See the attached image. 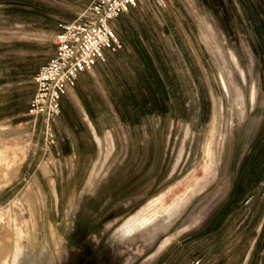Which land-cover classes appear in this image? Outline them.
Instances as JSON below:
<instances>
[{"label":"rangeland","instance_id":"rangeland-1","mask_svg":"<svg viewBox=\"0 0 264 264\" xmlns=\"http://www.w3.org/2000/svg\"><path fill=\"white\" fill-rule=\"evenodd\" d=\"M87 2L0 0V264L19 251V264H264V235L248 252L264 171L215 229L264 145V0L142 2L123 14L121 48L100 69L113 107L100 151L89 171L55 172L57 118L46 139L26 116L31 76L52 57L57 23ZM32 38L42 46L23 43Z\"/></svg>","mask_w":264,"mask_h":264},{"label":"built area","instance_id":"built-area-1","mask_svg":"<svg viewBox=\"0 0 264 264\" xmlns=\"http://www.w3.org/2000/svg\"><path fill=\"white\" fill-rule=\"evenodd\" d=\"M166 1L88 0L73 20L59 25L53 36L52 57L32 78L34 93L26 114L44 124L46 139L49 123L60 114V99L75 86L78 77L104 63L105 52L121 48L113 29L114 20L142 2L161 8Z\"/></svg>","mask_w":264,"mask_h":264},{"label":"crops","instance_id":"crops-1","mask_svg":"<svg viewBox=\"0 0 264 264\" xmlns=\"http://www.w3.org/2000/svg\"><path fill=\"white\" fill-rule=\"evenodd\" d=\"M122 15L114 20L113 25L118 24ZM66 22H69V20L57 23L56 32L58 31L59 25ZM31 34L34 37L39 36L40 38L45 36L42 32H34ZM116 37L119 40L117 35ZM31 41H35L36 45L42 46L43 44L41 40H35V38L25 40L23 43L29 44L32 43ZM111 53L105 52V62L95 65L88 72L82 73L78 77L75 86L68 90L60 99V114L54 121L51 132L55 145V156L62 158L58 159V169L56 165H53L55 172L89 171V167L96 160L100 149L97 146L95 137L100 141L101 137L99 133L103 130L98 127L100 125V118L106 117L107 110H113L111 97L108 91L101 86L102 75L100 73V69L108 63ZM40 59L42 60V58ZM47 61L45 59V62H39V66L36 68L34 75ZM34 75L31 76V79ZM93 95H96L100 100V105L96 104ZM80 165L87 166V168H76ZM62 166L66 168H62ZM239 227L241 228V223H239ZM263 235L264 216L256 226L254 237L248 249L249 253H252L256 247L259 248ZM262 253H264L263 249Z\"/></svg>","mask_w":264,"mask_h":264},{"label":"trees","instance_id":"trees-1","mask_svg":"<svg viewBox=\"0 0 264 264\" xmlns=\"http://www.w3.org/2000/svg\"><path fill=\"white\" fill-rule=\"evenodd\" d=\"M263 148H261V153L257 155V159L255 160V163L253 164V167L249 170L250 173V178L251 180H248L247 183L245 184V187L243 188V190L236 195L234 190L231 194L230 200L223 206L222 211L220 213L223 212V216L221 217L220 222L215 226V229H217L221 223V221H223V219L225 217H227L235 208L236 205H238V203L241 201V199L245 196V188H249L251 187L252 183L253 185L258 184L259 181L261 180L262 177V172L264 169V145L262 146ZM254 155V152H252L249 157L248 160H250ZM237 193V192H236ZM230 207L229 210H226L227 207ZM219 213V214H220Z\"/></svg>","mask_w":264,"mask_h":264},{"label":"bare ground","instance_id":"bare-ground-1","mask_svg":"<svg viewBox=\"0 0 264 264\" xmlns=\"http://www.w3.org/2000/svg\"><path fill=\"white\" fill-rule=\"evenodd\" d=\"M250 94H251V93H250ZM250 96H251V99H253V94H251ZM252 101H253V100H252ZM1 152H2V151H1ZM17 155H18V154H17ZM10 156H11V155H10ZM5 157H6V156H5ZM19 157H20V156H19ZM8 158H9V157H8ZM12 158H13V157H12ZM16 158H18V157H16ZM9 159H11V158H9ZM9 162H10V161H9ZM12 162H13V161H12ZM11 164H12V163H11ZM11 164H10V165H11ZM12 165H13V164H12ZM8 167H10V166H8ZM8 167H7V168H8ZM8 169H9V168H8ZM2 172H3V171H2ZM5 173H7V172H5ZM7 175H9V174L7 173ZM10 178L12 179V176H10ZM9 180H10V179H9ZM5 183H6V182L3 183V181H2V184H3V185H5ZM0 184H1V183H0ZM0 186H2V185H0ZM186 194H187V193H186ZM186 194H185V192H184L183 195H186ZM152 200H153V199H152ZM150 201H151V200H150ZM150 201H149V203H150ZM156 201H159V200H156ZM157 203H158V202H157ZM157 203H156V204H157ZM151 204H152V203H151ZM146 205H147V204H146ZM155 207H157V206H155ZM155 207H153V208H155ZM147 208H148V207H147ZM150 208H151V207H150ZM150 208H149V209H150ZM142 209H143V208H142ZM149 209H148V210H149ZM153 210H154V209H153ZM138 211H139V210H138ZM151 211H152V210H151ZM142 213H143V212H142ZM142 213H141V214H142ZM156 213H157V212H156ZM156 213H155V214H156ZM139 214H140V213H139ZM145 214H147V213H145ZM155 214H154V215H155ZM135 215H136V214H135ZM138 216H139V215H137V217H138ZM143 216H144V215H143ZM135 217H136V216H135ZM135 217L133 216V218H135ZM137 217H136V218H137ZM145 217H146V216H145ZM153 217H154V216H153ZM153 217H151V218H153ZM141 218H142V217H141ZM130 219H131V218H130ZM139 219H140V218H139ZM133 221H134V220H132L131 222H133ZM136 221H138V220H136ZM141 221H142V220H141ZM149 221H150V220H148V222H149ZM152 221H153V220H152ZM128 222H129V221H128ZM129 223H130V222H129ZM139 223H140V222H139ZM149 223H151V221H150ZM142 224H143V223H142ZM133 225H134V224H133ZM143 225H144V224H143ZM126 226H127V225H126ZM126 226H125V227H126ZM129 226H130V224H129ZM131 226H132V224H131ZM144 226H145V225H144ZM123 227H124V226H123ZM138 227H139V225H138ZM138 227H137V229H138ZM135 228H136V227H135ZM122 229H124V228H122ZM130 229H131V228H130ZM132 229H133L132 231L134 232V231H135L134 226H133ZM137 229H136V231H137ZM120 230H121V229H120ZM123 232H124V230H123ZM124 233H127V231H125ZM128 233H129V232H128ZM21 241H22V240H21ZM21 241H20V242H21ZM19 245H20V244H19ZM20 246H21V245H20ZM19 249H20V247H19ZM19 249H17V250L19 251ZM16 252H17V251H16ZM19 252H20V251H19ZM19 252H17V253H19ZM15 254H16V253H15ZM15 256L17 257V254L14 255V258H16Z\"/></svg>","mask_w":264,"mask_h":264},{"label":"clouds","instance_id":"clouds-1","mask_svg":"<svg viewBox=\"0 0 264 264\" xmlns=\"http://www.w3.org/2000/svg\"><path fill=\"white\" fill-rule=\"evenodd\" d=\"M20 253H17V264H19Z\"/></svg>","mask_w":264,"mask_h":264}]
</instances>
